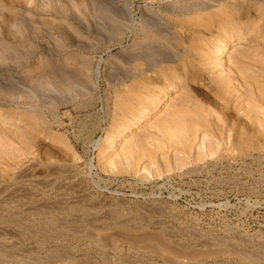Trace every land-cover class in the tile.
Segmentation results:
<instances>
[{"label":"rangeland","instance_id":"rangeland-1","mask_svg":"<svg viewBox=\"0 0 264 264\" xmlns=\"http://www.w3.org/2000/svg\"><path fill=\"white\" fill-rule=\"evenodd\" d=\"M0 264H264V0H0Z\"/></svg>","mask_w":264,"mask_h":264},{"label":"bare ground","instance_id":"bare-ground-1","mask_svg":"<svg viewBox=\"0 0 264 264\" xmlns=\"http://www.w3.org/2000/svg\"><path fill=\"white\" fill-rule=\"evenodd\" d=\"M221 50H222V49H221ZM219 57H220V56H219ZM143 119H144V118H143ZM137 123H138V122H137ZM137 123H136V124H137ZM162 128H163V127H162ZM183 132H184V131H183Z\"/></svg>","mask_w":264,"mask_h":264}]
</instances>
